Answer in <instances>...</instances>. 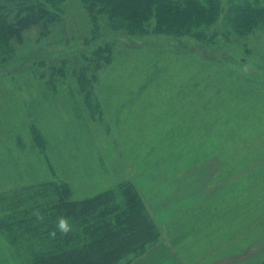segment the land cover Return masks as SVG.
Returning <instances> with one entry per match:
<instances>
[{"label": "rangeland", "instance_id": "obj_1", "mask_svg": "<svg viewBox=\"0 0 264 264\" xmlns=\"http://www.w3.org/2000/svg\"><path fill=\"white\" fill-rule=\"evenodd\" d=\"M55 6L60 22L25 31L9 51L0 45V184L57 177L80 199L130 180L147 208H168L166 217L187 208L156 226L189 264H264V114L230 110L236 89L243 95L257 81L264 90V73L246 64L254 81L234 72L236 83L215 94L212 80L199 93L197 68L185 62L138 64L130 76L112 66L88 105L72 54L90 23L81 0ZM200 190L214 193L200 199Z\"/></svg>", "mask_w": 264, "mask_h": 264}, {"label": "trees", "instance_id": "obj_2", "mask_svg": "<svg viewBox=\"0 0 264 264\" xmlns=\"http://www.w3.org/2000/svg\"><path fill=\"white\" fill-rule=\"evenodd\" d=\"M45 1L50 6L38 0H0L4 52L25 31L45 29L63 19L55 6L61 0ZM81 4L90 26L72 56L74 75L88 105L95 82L112 66L115 76H130L138 64L153 71L173 61L185 62L197 68L193 74L202 82L199 93L208 92L212 80L218 82L215 94L236 83L231 82L237 78L234 72L245 81L253 80L243 71L246 64L264 73V0H81ZM156 45L160 51H145ZM252 84L244 87L243 95L236 89L230 110L259 109L264 114V90L257 81ZM31 132L44 152L43 133L35 126ZM160 238L130 180L80 199L72 198L70 184L57 177L12 178L0 184V264H129Z\"/></svg>", "mask_w": 264, "mask_h": 264}, {"label": "crops", "instance_id": "obj_3", "mask_svg": "<svg viewBox=\"0 0 264 264\" xmlns=\"http://www.w3.org/2000/svg\"><path fill=\"white\" fill-rule=\"evenodd\" d=\"M212 192L214 193V190L209 192H206L205 190H200V192L198 193V197L200 199H203ZM147 209L149 210L151 216L153 217V220L158 226H163V224L165 225L167 223H170L171 221H174V218H176L177 216H179V214L187 210V208H175V212H171V215L166 217L165 213H168V211H170L168 208ZM206 253L207 250L205 251L204 255ZM129 264H189V262L188 259L182 253L179 252L175 245H173L172 243H167L162 238L152 248L147 249L144 253H142L138 258H136Z\"/></svg>", "mask_w": 264, "mask_h": 264}]
</instances>
